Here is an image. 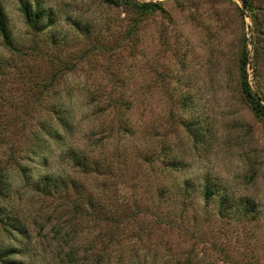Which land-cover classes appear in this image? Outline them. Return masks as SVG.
I'll use <instances>...</instances> for the list:
<instances>
[{"label":"rangeland","instance_id":"rangeland-1","mask_svg":"<svg viewBox=\"0 0 264 264\" xmlns=\"http://www.w3.org/2000/svg\"><path fill=\"white\" fill-rule=\"evenodd\" d=\"M249 1L0 0V246L22 264H264V117L240 86L245 52L264 105V0Z\"/></svg>","mask_w":264,"mask_h":264},{"label":"trees","instance_id":"trees-1","mask_svg":"<svg viewBox=\"0 0 264 264\" xmlns=\"http://www.w3.org/2000/svg\"><path fill=\"white\" fill-rule=\"evenodd\" d=\"M104 2L110 3V4H116L117 0H103ZM245 5L247 6V8H249L250 11H252L251 9V2L249 0H244ZM135 3V2H134ZM133 3V4H134ZM136 7L138 8V12L139 14H144L147 13L149 11H151L152 9L155 8L156 4L155 3H151V2H140V3H135ZM22 11L24 13L25 16V21L27 23V25L33 29H37V24H38V20H39V14L38 12H33L30 13L28 8L26 6L22 7ZM0 34L3 36V40H4V44L6 46H11V42L10 39L8 37V33H7V28H6V24L4 23V20L1 17L0 14ZM245 52H242V60H241V67H242V75H241V82H240V86H241V91L244 95L245 100L247 101V103L249 104L251 110L253 111V113L255 114L256 117L262 118L264 117V105L260 102V99L257 98V96H255V94H253V92L250 89V86L248 84L247 78H246V73H245ZM57 115L56 118L58 119V122L61 126H63V128H65V130L68 132H70L69 130V124L68 122L64 119V115L62 116V113H60L59 108L55 109ZM47 121H43L40 124V128L41 130L46 133L49 137H51L52 139H54V141L57 144L62 145V135L59 133V131L57 130H53V128L51 127V123H46ZM42 143V142H41ZM64 143V142H63ZM70 157L73 158V166L74 167H78L80 168L81 171L86 172L88 165H87V161L85 160V157H83V155H78L76 154L73 150H70ZM96 164V163H95ZM26 178V182L31 183L33 185L34 188H38L41 189L45 194H51L53 191H57L58 187L60 188H66L67 186H69V184L74 183L73 180H65L62 177H55V182L53 180V182L46 180L45 182H35L30 180L27 176H25ZM1 176H0V197H4V191H3V182L1 180ZM31 181V182H30ZM211 194V190L209 188H206L204 190V199L208 200ZM223 205V203H222ZM222 209V207H221ZM11 228H15V226L10 225ZM6 230V229H5ZM6 231H11V230H6ZM24 231V230H23ZM22 228L19 229V233H23ZM14 253L17 254H21L22 251L17 250L15 247H12L11 245H5V246H0V262L4 263V264H22L20 261L16 260L14 257H12V255Z\"/></svg>","mask_w":264,"mask_h":264}]
</instances>
